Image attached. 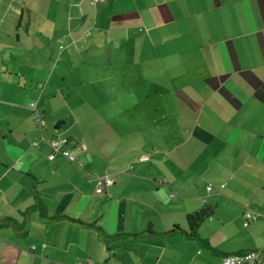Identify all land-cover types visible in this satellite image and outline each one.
I'll use <instances>...</instances> for the list:
<instances>
[{
  "label": "crops",
  "instance_id": "obj_1",
  "mask_svg": "<svg viewBox=\"0 0 264 264\" xmlns=\"http://www.w3.org/2000/svg\"><path fill=\"white\" fill-rule=\"evenodd\" d=\"M246 212L264 216V0H0V264L264 260Z\"/></svg>",
  "mask_w": 264,
  "mask_h": 264
},
{
  "label": "built area",
  "instance_id": "obj_2",
  "mask_svg": "<svg viewBox=\"0 0 264 264\" xmlns=\"http://www.w3.org/2000/svg\"><path fill=\"white\" fill-rule=\"evenodd\" d=\"M92 4L96 3H103L104 0H90ZM29 108L33 111V120L38 127L39 130H42L44 127V117L40 111L35 108L34 104H31ZM61 142L52 140L49 142V146L52 149V154L48 157L50 161L55 159V155H59L63 159L67 160L68 162L74 164L78 169L82 168V163L78 161L77 156L75 153L70 151H66L60 148ZM37 146V145H35ZM142 161H146L147 157H142ZM113 181L109 178H103L97 181L96 192L101 194L106 190V188L112 186ZM207 191H211V186L207 187ZM244 219L248 223H255L261 221L264 224V216H261L257 213L253 212H246L244 213ZM222 264H264V260L262 257V252L255 251V252H247L244 254H237L227 256L223 259Z\"/></svg>",
  "mask_w": 264,
  "mask_h": 264
},
{
  "label": "trees",
  "instance_id": "obj_3",
  "mask_svg": "<svg viewBox=\"0 0 264 264\" xmlns=\"http://www.w3.org/2000/svg\"><path fill=\"white\" fill-rule=\"evenodd\" d=\"M212 215V210L210 208H203L198 212L193 213L192 215L187 216V222L189 225V234L188 236L194 239H198V228L200 224L208 219ZM99 235L103 238L105 237L103 231L98 228ZM205 246H208L206 243H203ZM227 257V256H226Z\"/></svg>",
  "mask_w": 264,
  "mask_h": 264
},
{
  "label": "rangeland",
  "instance_id": "obj_4",
  "mask_svg": "<svg viewBox=\"0 0 264 264\" xmlns=\"http://www.w3.org/2000/svg\"><path fill=\"white\" fill-rule=\"evenodd\" d=\"M242 222H243V224H249L245 219H244V216H242Z\"/></svg>",
  "mask_w": 264,
  "mask_h": 264
}]
</instances>
